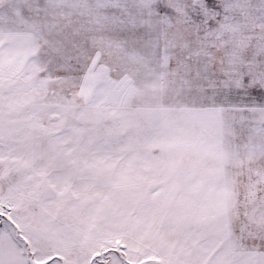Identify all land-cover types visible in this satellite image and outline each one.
<instances>
[{
    "label": "snow or ice",
    "instance_id": "1",
    "mask_svg": "<svg viewBox=\"0 0 264 264\" xmlns=\"http://www.w3.org/2000/svg\"><path fill=\"white\" fill-rule=\"evenodd\" d=\"M0 264H264V0H0Z\"/></svg>",
    "mask_w": 264,
    "mask_h": 264
}]
</instances>
